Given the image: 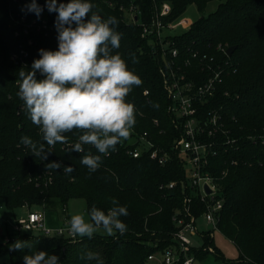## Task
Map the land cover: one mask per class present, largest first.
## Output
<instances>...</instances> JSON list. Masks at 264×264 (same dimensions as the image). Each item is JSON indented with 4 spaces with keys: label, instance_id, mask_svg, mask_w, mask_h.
<instances>
[{
    "label": "trees",
    "instance_id": "16d2710c",
    "mask_svg": "<svg viewBox=\"0 0 264 264\" xmlns=\"http://www.w3.org/2000/svg\"><path fill=\"white\" fill-rule=\"evenodd\" d=\"M38 1L46 4L39 18L27 11L26 0H0V211L46 209L57 203L66 207L71 200L83 199L87 213L93 206L107 212L113 207L112 198H116L120 206L127 207L128 215L120 217L127 231L113 236L94 234L91 239L79 236L75 243L65 238L20 233L8 242H0V257L8 252L10 264H25V255L45 251L58 256L59 264H97L95 260L80 259L92 251L100 254L104 264H147L149 255L175 245L173 235L178 227L173 217L182 209V192L179 188L166 191L160 186L183 177L182 162L173 149L182 132L169 111L171 101L162 72L166 62L157 56V37H143V24L151 23L165 2L171 4L172 12L163 23L183 17L192 5L203 13L210 3L221 1L214 12L171 36V43H175L172 48L180 50L178 64L197 82L209 72L205 63L211 57L215 64L227 63L216 98L203 105L204 110L221 109L231 132L240 140L239 152L231 147L213 160L211 170L218 177V189L225 198L218 231L236 245L240 264H264V146L257 139H249L264 133V0H89L95 6L94 12L104 19L115 17L119 21L115 30L122 34L120 48L113 54L119 52L129 69L143 81L127 97L136 109L133 130L147 133L150 140L171 155L169 162L161 166L146 153L134 158L117 145L115 151L102 156L101 166L91 174L80 163L84 154L99 155L90 145H84V153H78L67 152V145L57 143L47 160L41 161L20 144L22 136L41 143L43 140L17 95L18 72L31 69L40 49L58 50L57 13L48 11L47 0ZM68 2L57 0L58 4ZM133 8L137 16L131 14ZM34 20H46L52 29L38 31L34 26L26 33V24ZM220 45L236 49L228 57L219 50ZM195 51L200 57H192ZM204 54L208 58L202 60ZM186 59L190 66H185ZM36 78L43 79L39 72ZM65 135L73 144L80 133ZM51 162L75 171L65 174L63 167L47 170L45 165ZM222 172H226L223 177ZM195 205L200 208L199 203ZM203 239L208 248H195L196 260L212 255L217 261L227 262L210 236ZM17 240L31 241L32 249L10 251V245Z\"/></svg>",
    "mask_w": 264,
    "mask_h": 264
},
{
    "label": "clouds",
    "instance_id": "9594fccd",
    "mask_svg": "<svg viewBox=\"0 0 264 264\" xmlns=\"http://www.w3.org/2000/svg\"><path fill=\"white\" fill-rule=\"evenodd\" d=\"M94 7L89 0L59 4L57 0H47L48 11L57 13L58 50L40 49L31 69L19 70L16 81L17 95L43 140L41 143L22 136L20 144L41 161L47 160L50 149L57 143L67 145V152L78 153H84V145H90L99 155L87 153L80 159L89 174L99 169L102 156L109 155L122 140L129 138L136 123V109L127 97L143 83L119 52L113 54V50L120 48L122 34L115 30L119 21L115 17L104 19L93 11ZM27 11L39 18L43 9L32 0ZM87 17L90 19L86 20ZM37 72L43 79L36 78ZM72 132L80 135L75 143L69 144L65 134ZM45 167L55 171L63 167L65 174L75 171L56 162ZM111 203L113 207L107 212L93 206L87 221L82 214L72 215L71 234L89 239L100 229L109 236L124 234L127 225L120 217L128 215L127 207L120 206L116 198ZM32 247L31 241L17 240L10 245V251ZM23 259L25 264H59L58 256L45 251L25 255ZM80 259L104 264L97 252L88 251Z\"/></svg>",
    "mask_w": 264,
    "mask_h": 264
},
{
    "label": "built area",
    "instance_id": "2783aa9c",
    "mask_svg": "<svg viewBox=\"0 0 264 264\" xmlns=\"http://www.w3.org/2000/svg\"><path fill=\"white\" fill-rule=\"evenodd\" d=\"M31 2L32 0H26V7ZM36 2L42 9L46 6L44 2L38 0ZM171 12V4L163 3L151 23L143 24L142 36L147 37L155 34L157 37V45L160 49V53L157 51V56L166 62L162 72L163 85L171 101L169 111L173 116L176 128H180L182 132L181 136L175 139L173 149L182 162L183 177L163 183L160 188L166 191L179 188L182 192L183 202L182 209L177 211L173 217V221L178 227L173 235L175 245L149 255L147 261L153 264H194L196 257L193 250L199 246L195 239L204 238L206 235L212 237L213 231L218 230L225 206V198L218 189V177H215L211 170L213 160L220 156L221 151H228L231 147L235 152H239L240 140L231 132L227 118L221 109H203L205 103L216 98L223 74L226 73L227 63L215 64V58L211 57L209 62L205 63L209 72L204 80L197 82L191 79L186 70L178 64L181 57L180 50L172 48L175 43H171V35L167 33L166 35L165 32L178 29L187 30L192 26L193 21L183 16L176 21L163 23V19L170 16ZM131 14L137 16L134 8L131 10ZM21 20L27 21L25 17H21ZM34 26L38 31L52 29L46 20L41 23L34 20L26 24L25 32L27 33ZM30 43L32 42L30 41ZM219 50L228 56V49L222 45L219 46ZM167 56L171 58V61H168ZM192 57H200L199 52H193ZM207 58L206 54L202 56V60ZM13 59L17 60L18 56L14 55ZM184 63L185 66L191 64L189 59L184 60ZM145 94H148V91H145ZM147 136V133H138L132 130L129 138L122 140L118 147L124 149L134 158H139L146 153L150 159L161 166L166 165L171 159V155ZM249 139H257L264 146V133L260 136H249ZM225 175L226 172H222V177ZM197 203L200 204V208L199 205H195ZM194 207H198L196 213ZM66 210L67 206L63 211L66 212ZM203 225L204 228H202ZM20 233L65 238L73 243L79 240L78 235L74 236L69 231V220L60 226H49L46 221V213L42 208L27 210L26 214L20 215L17 218L14 231L11 235L5 236L4 243Z\"/></svg>",
    "mask_w": 264,
    "mask_h": 264
},
{
    "label": "rangeland",
    "instance_id": "374dc122",
    "mask_svg": "<svg viewBox=\"0 0 264 264\" xmlns=\"http://www.w3.org/2000/svg\"><path fill=\"white\" fill-rule=\"evenodd\" d=\"M221 1H214L210 3L205 12L200 13L195 5L190 6L187 11L184 14V17L190 18L193 22L200 18L201 16H207L210 13L214 12ZM182 30L178 29L175 31H167L165 34H169L171 36L181 33ZM166 34V35H167ZM170 39V38H169ZM39 209V208H38ZM64 207L57 203L56 205H50L46 209H44L46 213V221L47 224L50 226L52 225V221L54 220L56 224L63 225L65 221L69 220L72 215L74 214H82L85 217V220H89L90 217L86 211V202L83 199H74L69 201L67 204V210L66 212L63 211ZM28 209H24L22 211H18L16 213H12L11 211H8L6 209H2L0 211V216H3L6 221L4 223H0V242L4 243L5 236L11 235L14 231V226L16 225L17 216L26 214ZM204 228V225L202 226ZM95 234L100 235H107L103 229L98 230ZM213 237V238H212ZM212 239L214 241V244L216 247L222 252L227 262L216 260L214 256L210 255L208 258L202 259V260H196L194 264H228L229 262H232L233 264H240L238 261V258L240 256V252L236 245L229 240L227 237H225L221 232L218 230L213 231ZM195 241L199 243L198 248L196 250L200 249H207L208 247L205 245V241L203 237L196 238ZM211 248V246H210ZM195 250V249H194ZM193 250V252H194ZM211 250V249H210ZM1 264H10V257L8 252H3L0 257ZM147 264H153L148 263ZM158 264V263H155ZM245 264V263H244Z\"/></svg>",
    "mask_w": 264,
    "mask_h": 264
},
{
    "label": "water",
    "instance_id": "95a60500",
    "mask_svg": "<svg viewBox=\"0 0 264 264\" xmlns=\"http://www.w3.org/2000/svg\"><path fill=\"white\" fill-rule=\"evenodd\" d=\"M235 49H236V46L229 47L227 50L228 56H231L234 53ZM5 221L6 219L3 216H0V223H4Z\"/></svg>",
    "mask_w": 264,
    "mask_h": 264
},
{
    "label": "crops",
    "instance_id": "0c3cea01",
    "mask_svg": "<svg viewBox=\"0 0 264 264\" xmlns=\"http://www.w3.org/2000/svg\"><path fill=\"white\" fill-rule=\"evenodd\" d=\"M52 225H50L51 227H56V226H60V225H58V224H56V222L53 220L52 221V223H51Z\"/></svg>",
    "mask_w": 264,
    "mask_h": 264
}]
</instances>
